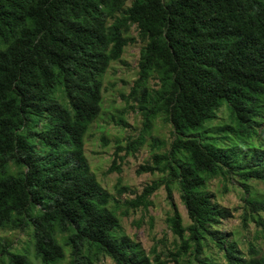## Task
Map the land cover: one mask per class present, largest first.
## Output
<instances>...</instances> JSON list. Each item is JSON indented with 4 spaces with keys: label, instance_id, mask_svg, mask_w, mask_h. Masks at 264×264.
<instances>
[{
    "label": "trees",
    "instance_id": "obj_1",
    "mask_svg": "<svg viewBox=\"0 0 264 264\" xmlns=\"http://www.w3.org/2000/svg\"><path fill=\"white\" fill-rule=\"evenodd\" d=\"M138 31L131 37L132 28ZM143 43L127 96L140 114L136 139L118 160L149 144L137 174L159 175L140 194L116 186L124 216L148 210L162 187L176 238L166 260L123 232L121 201L106 191L86 156V137L102 112L104 76L125 49ZM226 106L230 121L214 125ZM170 124L168 146L153 136ZM118 126H127L124 119ZM264 0H0V230H28L35 260L0 243L9 264H264L219 230L233 212L214 202L212 179L243 188L244 221L264 232ZM118 158V159H117ZM177 188L190 224L172 203ZM212 250L222 254V262Z\"/></svg>",
    "mask_w": 264,
    "mask_h": 264
},
{
    "label": "rangeland",
    "instance_id": "obj_2",
    "mask_svg": "<svg viewBox=\"0 0 264 264\" xmlns=\"http://www.w3.org/2000/svg\"><path fill=\"white\" fill-rule=\"evenodd\" d=\"M131 37H137L138 31L132 28ZM143 43L137 40L129 45L123 54L121 61L112 63L104 76V91L102 112L99 118L91 126L86 137V156L90 166L102 187L119 199L118 216L121 219L123 232L142 244L147 253L153 249L161 253L164 260L171 252L175 251L176 238L168 225V218L173 215V206L167 199L165 188H160L151 198L153 205L148 209L130 211L124 216L125 207L123 201L134 198V195L126 194L119 197L116 186L129 187L132 192L140 194L146 185L158 181L159 175L137 174V170L151 162V140L137 154L118 160L117 165L121 172L109 173L108 170L115 160V151L118 146H125L130 139H136L142 129V118L134 112L126 99L131 87L138 78V62ZM230 114L226 106L218 113V119L214 125H222L230 121ZM124 119L127 126H118L117 121ZM153 136L164 141L168 146L172 142V127L170 124L159 120L153 129ZM257 146L264 149V136L255 140ZM118 159V158H117ZM248 185L253 195L264 197V182L250 181ZM208 191L213 195L214 202L233 212V217L223 221L219 230L232 235V239L238 242L240 249L248 253L251 245L264 253V232L255 223L244 221V198L243 188L232 179H212L208 184ZM181 213L185 226L190 224L186 209L180 200L177 188L172 202ZM264 219V214H262ZM0 243L10 246L9 250L14 253L27 251L35 260V250L28 230H0ZM215 259L222 262V254L212 250ZM37 264H39L36 261ZM69 257L61 263L68 264ZM0 264H9L6 257L0 255ZM98 264H115L109 257L102 256ZM174 264V263H169Z\"/></svg>",
    "mask_w": 264,
    "mask_h": 264
}]
</instances>
